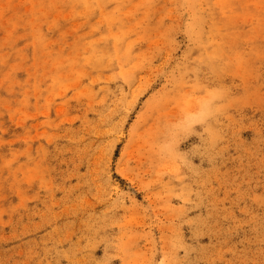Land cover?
<instances>
[{
	"label": "rangeland",
	"instance_id": "rangeland-1",
	"mask_svg": "<svg viewBox=\"0 0 264 264\" xmlns=\"http://www.w3.org/2000/svg\"><path fill=\"white\" fill-rule=\"evenodd\" d=\"M0 264H264V0H0Z\"/></svg>",
	"mask_w": 264,
	"mask_h": 264
}]
</instances>
